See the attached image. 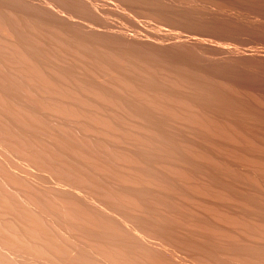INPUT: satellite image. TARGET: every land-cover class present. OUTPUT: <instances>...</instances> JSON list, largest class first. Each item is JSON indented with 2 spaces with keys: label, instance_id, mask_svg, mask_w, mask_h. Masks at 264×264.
<instances>
[{
  "label": "bare ground",
  "instance_id": "1",
  "mask_svg": "<svg viewBox=\"0 0 264 264\" xmlns=\"http://www.w3.org/2000/svg\"><path fill=\"white\" fill-rule=\"evenodd\" d=\"M0 264H264V0H0Z\"/></svg>",
  "mask_w": 264,
  "mask_h": 264
}]
</instances>
